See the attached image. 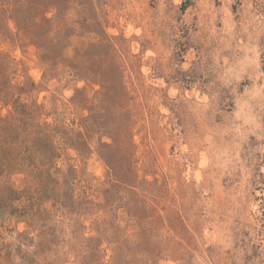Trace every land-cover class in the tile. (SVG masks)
I'll return each instance as SVG.
<instances>
[{
    "label": "rangeland",
    "instance_id": "374dc122",
    "mask_svg": "<svg viewBox=\"0 0 264 264\" xmlns=\"http://www.w3.org/2000/svg\"><path fill=\"white\" fill-rule=\"evenodd\" d=\"M0 264H264V0H0Z\"/></svg>",
    "mask_w": 264,
    "mask_h": 264
}]
</instances>
